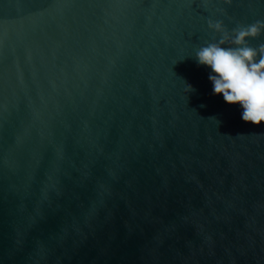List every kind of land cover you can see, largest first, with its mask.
Returning <instances> with one entry per match:
<instances>
[{"label": "water", "instance_id": "obj_1", "mask_svg": "<svg viewBox=\"0 0 264 264\" xmlns=\"http://www.w3.org/2000/svg\"><path fill=\"white\" fill-rule=\"evenodd\" d=\"M209 19L264 0H0V264H264V122L213 94Z\"/></svg>", "mask_w": 264, "mask_h": 264}, {"label": "clouds", "instance_id": "obj_2", "mask_svg": "<svg viewBox=\"0 0 264 264\" xmlns=\"http://www.w3.org/2000/svg\"><path fill=\"white\" fill-rule=\"evenodd\" d=\"M208 27L220 37L201 46L195 57L199 64L211 68L208 79L213 84V94H222L226 103L240 104L245 122H264V43L253 47L246 40L261 35L264 21L257 20L228 30L222 21L209 19ZM189 90L190 85L187 86Z\"/></svg>", "mask_w": 264, "mask_h": 264}]
</instances>
